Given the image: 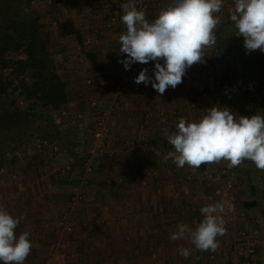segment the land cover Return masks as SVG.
Listing matches in <instances>:
<instances>
[{"label":"crops","instance_id":"1","mask_svg":"<svg viewBox=\"0 0 264 264\" xmlns=\"http://www.w3.org/2000/svg\"><path fill=\"white\" fill-rule=\"evenodd\" d=\"M171 3L173 0H150L144 11L146 18L154 20ZM233 7L234 0H224V7L217 14L221 19L219 31L236 29L230 20ZM64 13L66 16L55 21L60 34L59 22L66 18L72 19L80 32V36L62 35L71 46L62 62L69 71V87L75 86L77 91L76 79L86 73L96 81L91 84L94 90L101 89L104 83L112 87L121 84L127 91L124 96L113 95L105 101L114 107L110 118L111 143L89 174L87 186L86 178L84 182L81 177L71 182L61 174L57 177L53 171V179L48 175L45 179L49 180L42 182L43 189L39 182L31 186L26 181L5 184L6 194H14L11 202L2 207L20 220L15 234L18 237L21 231H30L32 249L24 264H44L52 243L59 236L57 228L64 214L76 223L74 231L65 234L73 244L69 264H240L233 242L238 238V229L248 226L250 221V169L244 172L248 169L244 167L246 161L235 167L241 178L234 189L215 197L213 190L220 183L210 175L222 172L227 161L199 168L187 165L178 168L171 159L164 160L169 151H174L167 142L165 130L174 132L179 119L198 122L213 106L227 107L237 117L244 114L245 102L214 99L217 93H223L210 82L223 70L219 65L223 57L216 53L224 50L220 35L215 30L216 44L204 50V62L188 68L181 84L175 89L169 87L160 95L151 84L134 82L145 68L154 80L155 62L133 63L130 65L133 74L121 73L127 54L119 52V37L126 26L121 20L108 26L112 8L107 3L92 7L87 0H71ZM88 52L94 57L86 56ZM80 60L86 63L81 65ZM102 73H109L113 79H106L107 75L101 76ZM203 91L210 95L203 98ZM98 96L92 99L101 100ZM89 100L77 101L75 107H85L83 111H87L91 109ZM73 141L78 147L77 138ZM75 145L69 144V149L74 150ZM68 154L65 151L62 156L68 157ZM37 169L42 174L45 170L46 174L49 168L38 166ZM28 189L31 190L27 192ZM33 190H39L35 198L30 194ZM74 192H82V199L71 201L68 194ZM223 200L229 201L233 208L223 216L226 234L217 237L219 247L215 252L196 249L187 233L182 239H171L178 225L184 224L193 230L198 226L203 219L201 207ZM180 249H187L188 256H183ZM55 263L58 264L57 259Z\"/></svg>","mask_w":264,"mask_h":264},{"label":"clouds","instance_id":"2","mask_svg":"<svg viewBox=\"0 0 264 264\" xmlns=\"http://www.w3.org/2000/svg\"><path fill=\"white\" fill-rule=\"evenodd\" d=\"M122 23L126 31L119 37L122 61L125 69L133 63L155 62L153 80L147 69H142L135 83H143L160 95L171 87L181 84L186 70L194 64L203 63L204 50L216 44L215 30L221 23L218 13L224 0H173L149 21L143 10H138L136 0L122 6ZM239 36L244 39L246 52H264V0H234L230 14ZM163 60V64L160 61ZM169 151L164 160L171 159L178 168L185 165L199 168L204 164L227 161L228 167L240 166L245 160L264 170V116L255 114L236 116L227 107L213 106L207 109L198 122L179 119L176 130H165ZM232 204L223 200L201 207L202 221L193 230L187 225H178L171 239L178 240L187 233L191 243L200 251L215 252L219 247L217 237L226 234L223 216L231 211ZM20 220L0 207V262L24 264L30 255L32 243L30 231L17 235ZM187 257L188 250L180 249Z\"/></svg>","mask_w":264,"mask_h":264},{"label":"rangeland","instance_id":"3","mask_svg":"<svg viewBox=\"0 0 264 264\" xmlns=\"http://www.w3.org/2000/svg\"><path fill=\"white\" fill-rule=\"evenodd\" d=\"M87 2L89 1L87 0ZM70 4L71 0H24L21 9L24 20L27 22L32 21L34 15H40L42 32L48 41L51 59L55 64V68L62 74L64 80L67 82L69 102L63 105L61 109L83 111L85 107L80 109L75 107L77 101L84 100L87 103L89 98L92 99L94 95H99L98 98L101 100L103 98L102 90L99 87H97L98 89L96 90L91 88L92 83L89 84L87 80L92 77L87 76L88 74L86 73L85 75L81 73L79 76L78 72L79 77L76 79L78 84H76V89H79L77 91L74 89L75 86H73V88L69 87V71L67 70V65L62 62L66 60V56L69 54L68 50L71 46H68L69 42L65 41L66 38L62 37L59 30L56 28L58 25L55 21L59 20L62 15L66 16L64 9L68 8ZM216 33L220 35V46L224 49L216 52L223 57L221 62L222 65L219 64L223 70L219 72L217 77H213L210 82L215 84L223 93H217L214 99L217 100L219 97L221 100L245 102L246 109L243 108L242 112L244 114L242 116L250 117L255 114L264 116V52L260 50H255L250 53L246 52L244 39L242 36H239L236 29L232 31H219L216 29ZM63 41L67 43L63 44ZM76 41H78L77 38ZM74 54L76 55V53ZM87 55L88 53L86 56ZM14 56L16 58L18 57L17 55ZM20 57L23 56L20 55ZM80 63L82 65L86 62L80 60ZM9 72L10 69L5 70L6 80H15L14 84H19V89L14 90V85H11L5 92V100H8L10 97L16 100L14 107L12 106L11 109L8 107V110H10L8 112L12 111L10 115L6 111L7 106L3 107L1 105L2 102H0V207H5L13 198L14 193L12 196L6 194L7 187L5 184L8 182L19 184L26 181V183L28 182L30 184H28L29 186L38 184L39 182L41 185L40 188L43 189L42 182L51 178L53 179L52 175L54 174H61L62 177L67 179L60 173L59 169L68 157L60 156L57 165L54 166L53 163L55 161L52 154L46 155L45 157L37 154L34 143L38 138H47L58 143L61 146L62 152L66 151L72 155L77 154L74 152L77 148L75 145L76 143L73 141L75 138L74 126L70 125L67 121L62 126L56 124L53 122L51 107H44L35 97L29 98L26 95L23 90L24 87L20 85L21 82H25L34 89H36L37 85V82L31 78L29 72L21 74L20 77L11 73L9 74ZM105 75L108 77H106V79H113V76H108L110 75L109 73ZM105 75L102 73L101 76ZM93 83L95 84L96 81L94 80ZM207 95L209 96L210 92H201L203 98L205 96L207 97ZM196 100L198 99L194 101L197 102ZM16 107L17 109H14ZM12 115L14 116L12 117ZM4 119H6L8 123L3 122ZM69 144L75 145L74 150L72 148L69 149ZM48 153H51V151L48 150ZM83 154H85V152H83ZM245 161L247 165H244V167L248 169H245L244 172L250 169V174H248L250 178L248 182L250 183V203L256 202V204L250 205L249 224L248 226H241L238 229V238L233 242V246L238 253V262H241L240 264H247L246 262L249 258L250 262L264 264V170L257 169L250 160ZM38 166H41V168H46L47 166L49 169L46 171V174H44L45 170H43L44 173L42 174V170L37 169ZM55 168L57 169V173L54 171ZM90 173L91 172L79 173L75 180L81 177L83 182L84 178L89 181ZM14 175H16L17 178H15ZM48 175L50 176L49 179H45ZM240 176L241 173L240 175L238 173V181L241 178ZM75 180L69 181L72 182ZM84 184L87 186L89 183L84 182ZM23 186L24 185L21 187ZM30 190L31 189H28L27 192ZM38 191L39 190L31 191V196L35 198ZM75 194L76 192L72 195L69 193L68 196L69 198L71 197L72 200ZM57 229L59 230V225ZM249 238L250 243L255 242L256 247L255 255L250 254V257L244 253L246 252L245 250L241 251L238 249L239 246L247 248ZM0 264H2V262H0Z\"/></svg>","mask_w":264,"mask_h":264},{"label":"built area","instance_id":"4","mask_svg":"<svg viewBox=\"0 0 264 264\" xmlns=\"http://www.w3.org/2000/svg\"><path fill=\"white\" fill-rule=\"evenodd\" d=\"M89 5L92 7L100 6L103 3H107L109 7L112 8V13L109 16L108 26L114 25L117 21L121 20L123 15L122 5L129 0H88ZM150 0H136V5L138 10H147ZM121 73H134L133 68L125 69L124 64L121 66ZM122 75V74H121ZM89 84H93L94 79L89 78L87 80ZM102 98L105 100L92 99L90 101L91 109L87 111H72L70 109H56L51 107V115L53 116V122L58 125H64L66 121L74 126L75 138L78 140V147L76 150L77 154H69L68 159L63 162L61 168L59 169L67 179L75 180L77 174L92 172L95 169L96 164L101 160L106 152L107 148L111 143L110 133H111V110L114 107H110L105 104L108 97L113 95L124 96L126 94L127 88L121 84H118L114 90L107 89V86L102 84ZM35 150L37 154L42 157L52 154L53 159L56 163L60 156H62L61 146L49 140L47 138H38L34 143ZM48 150L51 153H48ZM80 150V151H79ZM85 152V154H83ZM80 153V154H79ZM51 156V157H52ZM65 163V164H64ZM220 184L214 188L212 196H222L228 194L237 182L238 170L236 168H230L228 165L219 174L210 175ZM226 176V177H224ZM17 178L16 175H14ZM4 182V181H3ZM88 182V180H85ZM83 193H76L71 201H77L82 199ZM75 221L68 214L61 216L59 220V230H57L58 235L51 246L50 254L45 260L44 264H56L55 259L58 260V264H69L72 251V240L65 236L75 229ZM239 250H245L249 257L255 255L256 247L255 242L250 243V238L248 239L247 248L243 246L238 247ZM247 264H256V262H250V258L246 262Z\"/></svg>","mask_w":264,"mask_h":264},{"label":"trees","instance_id":"5","mask_svg":"<svg viewBox=\"0 0 264 264\" xmlns=\"http://www.w3.org/2000/svg\"><path fill=\"white\" fill-rule=\"evenodd\" d=\"M23 1L0 0V102L3 107L7 106L9 115L12 111L8 112V107H14L16 100L12 97L5 100V92L11 85H14V90H18L19 84H14L13 79L6 80V69H10L9 74L18 77L29 72L31 78L37 82L36 89L25 82L20 85L24 87L23 90L29 98L35 97L44 107L60 109L69 102L67 82L51 59L48 41L42 32L40 15H34L30 22L25 21L21 9ZM59 27L62 35L80 36L72 19L60 21ZM88 56L94 57L90 52ZM107 89L114 90L115 87L107 86ZM3 122L8 123L6 119ZM255 204L256 202H251L248 205Z\"/></svg>","mask_w":264,"mask_h":264}]
</instances>
